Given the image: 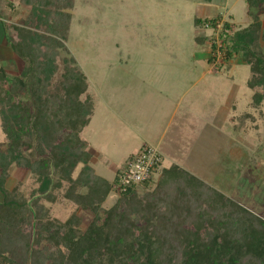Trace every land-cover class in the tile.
<instances>
[{
    "label": "trees",
    "instance_id": "trees-1",
    "mask_svg": "<svg viewBox=\"0 0 264 264\" xmlns=\"http://www.w3.org/2000/svg\"><path fill=\"white\" fill-rule=\"evenodd\" d=\"M245 2L252 17L245 27L218 14L194 23L220 31V44L210 39L209 62L216 52L226 62L240 55L249 69V106L263 115L264 0ZM19 3L29 11L13 25L11 47L24 66L7 86L0 77V264H264V202L244 204L178 165L162 164L156 178L117 192L104 206L116 175L109 180L95 172L82 136L94 101L86 74L65 46L74 0ZM252 113H241L237 123L231 119L233 134L247 133ZM12 166L34 177L29 196L20 182L7 187ZM63 200L75 208L60 221L45 202ZM78 210L90 215L81 231Z\"/></svg>",
    "mask_w": 264,
    "mask_h": 264
},
{
    "label": "rangeland",
    "instance_id": "rangeland-1",
    "mask_svg": "<svg viewBox=\"0 0 264 264\" xmlns=\"http://www.w3.org/2000/svg\"><path fill=\"white\" fill-rule=\"evenodd\" d=\"M15 11L22 14L16 19L17 25H21L29 6L16 0ZM248 11L245 0H74L65 46L68 56L75 58L89 82L88 93L94 100V113L82 136L87 138L88 148L102 164L122 170L135 137L126 124H144L143 119L153 115L147 122L151 124L158 108L165 111L158 115L160 121L153 120L152 124L167 122L173 102L164 104L162 96L166 93L158 92L159 83H164V79L180 83L174 96L177 98L191 85V81H177L178 75L187 74L189 80H195L205 73L206 77L188 90L182 105L189 104L192 115L194 110L199 115L208 114L215 127L211 129L212 124L207 127L199 123L194 111L193 119L187 122L193 124V128L185 127L187 131L181 135L182 130H177L175 125L168 136L174 142L178 140L180 147H186L182 156L191 160L187 168L203 181L244 204L264 202V108L260 115L249 106L248 66L241 61L240 55L223 61L220 52L209 62L210 39L220 44V31L194 23L197 17L211 18L218 14L223 21L245 27L252 21ZM259 18L261 22L264 17L261 14ZM262 35L260 52H264V32ZM111 94L114 97L110 99ZM21 97L27 101L29 91L22 92ZM183 106L177 115L182 114ZM133 109L140 117L132 115ZM246 111H252L256 119L254 122L248 120L247 133L236 136L228 124H232L231 119L237 123L236 119ZM211 120H204V123H212ZM177 122L183 124L180 118ZM253 124L257 126L253 128ZM212 130L216 133L215 139L204 140L205 132ZM182 139L187 142L185 146ZM163 163L167 166L164 159ZM9 173L7 187L10 189L20 182V189L29 196L36 185L31 172L12 166ZM117 197L118 193L111 191L104 206L110 207ZM45 205L60 221H65L75 208L64 200L45 202ZM77 214L81 219L76 230L81 231L90 215L80 210Z\"/></svg>",
    "mask_w": 264,
    "mask_h": 264
},
{
    "label": "crops",
    "instance_id": "crops-1",
    "mask_svg": "<svg viewBox=\"0 0 264 264\" xmlns=\"http://www.w3.org/2000/svg\"><path fill=\"white\" fill-rule=\"evenodd\" d=\"M15 5H16V0H0V77H4V79L7 80V82H4L6 86H7L8 80L17 76L19 74V72H21V70L23 69V66H24V61L22 60V58H20L13 51V49L11 47L12 43L15 42V31L13 29V25H17L16 21H18V20H16V19H19L18 17L22 16L20 11L19 12L15 11ZM261 14H262V17H264V11ZM261 32L262 33L264 32V18H261ZM206 75L207 74L204 73L201 76H198L195 80H193V79L189 80L188 79L189 76L187 74L186 75L185 74L178 75V76H180V79H178L177 81H181L182 83H186V82L191 81L190 82L191 85H188V87L181 92V95L177 97L178 99L175 98L174 96L178 93L177 91H179V89H180V83L173 82L175 80L164 79L163 80L164 83L162 82V83L158 84V87H157L158 92L161 91L163 93H166L165 95L162 96L163 102H165L164 104L166 105L168 102H173L172 110H171L170 114L167 115V122L165 124L163 121L161 122V124H152L153 120H154V122L156 120L160 121L161 117L159 118L158 115L163 114L165 111V109L158 108L155 110L156 116L151 121V124L150 123L147 124V122H149V120L152 118L153 115L151 117L144 118L143 119L145 122L144 124H131V123L126 124V127L131 129V130H128L131 132L130 134H132L135 137H134V139L131 143L130 149L128 151L129 152L128 156L125 159V161L123 162L124 164H125L126 160L130 157V155L133 152H135L140 146H142L145 143H152V144H157L158 146H160L161 152L163 153L164 161L167 162V166H170L171 164L178 165L179 167L189 171L194 176L200 178L196 173H194L193 171H191L190 169L187 168V164H189V162L191 160H189L188 157H186L185 155L182 156V154H184V152H185L186 147H183V148L180 147V145H178V142H177L178 140H176L174 142L173 138H170L168 136V134H169L168 131H170V129L176 125L177 130L178 129L182 130L181 131V135H182L183 131H185V132L187 131L185 129V127L187 129L193 128V124H187V122H189L191 120V118L193 119L195 110L193 111V115H192L191 114L192 110H191L190 105L187 104L186 106H183L182 102L185 100L184 97H185L186 93L188 92V90L191 89L192 87H196L197 83H199V80L200 79L203 80V78H205ZM173 77H175V76H173ZM103 81H105V80H103ZM207 84L209 85L210 83L208 82ZM213 85L214 84H212V86ZM89 95L91 96V94H89ZM111 97H114L113 94H111L110 99H111ZM192 102H193V100H192ZM191 105H192V103H191ZM181 106H183L182 114L177 115L178 110H179V108H181ZM127 112H131V111L128 110ZM195 113L196 114L194 117L199 121V123L207 124L206 125L207 127L209 126L208 124H212L211 129H212V127L213 128L215 127L214 126V120H211V118L209 117L208 114H206L204 116L202 114L199 115V113L197 111H195ZM132 115H134L136 117V115H138V111L134 110V114H132ZM139 117H138V119H139ZM178 118L183 120V124H180L179 122H177ZM91 119H92V117H91ZM140 119H142V118H140ZM204 120H206L207 122L209 120H211L212 123H204ZM90 122H91V120H90ZM90 122H89V124H90ZM173 122H175L176 124H173ZM228 125L231 126V124H228ZM0 131H1V128H0ZM214 133H215L214 130H212L211 132H209V131L205 132L206 136H205L204 140H206L208 138L215 139L214 135L216 133L215 134ZM82 135H83V133H82ZM0 136H1V138L3 137L2 142H5V135L3 134L2 131L0 132ZM236 136H238V135H236ZM83 138L85 139L84 136H83ZM85 140L88 142V147H89V141L87 140V138ZM183 140L184 139H182V143H183V146H185V144L187 142H183ZM2 142H0V145ZM90 152L92 153L91 165L95 169V172L97 174L101 175L102 177H105L109 180H112L120 169L116 168V167L115 168H109L108 166H106L100 162V158L97 157L95 152H93L91 150H90ZM124 164L122 166H124ZM163 166H164V163H163Z\"/></svg>",
    "mask_w": 264,
    "mask_h": 264
},
{
    "label": "built area",
    "instance_id": "built-area-1",
    "mask_svg": "<svg viewBox=\"0 0 264 264\" xmlns=\"http://www.w3.org/2000/svg\"><path fill=\"white\" fill-rule=\"evenodd\" d=\"M163 159V154L157 144H143L130 155L122 170L116 174L113 190L123 192L129 186H140L156 174Z\"/></svg>",
    "mask_w": 264,
    "mask_h": 264
}]
</instances>
